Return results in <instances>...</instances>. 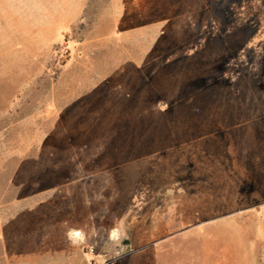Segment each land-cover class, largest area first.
<instances>
[{
	"label": "rangeland",
	"instance_id": "1",
	"mask_svg": "<svg viewBox=\"0 0 264 264\" xmlns=\"http://www.w3.org/2000/svg\"><path fill=\"white\" fill-rule=\"evenodd\" d=\"M0 264H264V0H0Z\"/></svg>",
	"mask_w": 264,
	"mask_h": 264
},
{
	"label": "water",
	"instance_id": "2",
	"mask_svg": "<svg viewBox=\"0 0 264 264\" xmlns=\"http://www.w3.org/2000/svg\"><path fill=\"white\" fill-rule=\"evenodd\" d=\"M126 244H128L129 242L128 241H125Z\"/></svg>",
	"mask_w": 264,
	"mask_h": 264
}]
</instances>
